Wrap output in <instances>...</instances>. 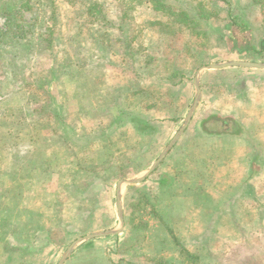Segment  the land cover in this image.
Returning a JSON list of instances; mask_svg holds the SVG:
<instances>
[{"label":"rangeland","instance_id":"374dc122","mask_svg":"<svg viewBox=\"0 0 264 264\" xmlns=\"http://www.w3.org/2000/svg\"><path fill=\"white\" fill-rule=\"evenodd\" d=\"M167 1L187 12L208 10L213 17L199 28L207 33L196 35L179 16L155 12L143 0H0V152L6 161H28L34 144L22 141L37 135L49 141L56 161L49 169L47 154L39 163L45 193L37 198L48 228L35 233L32 255L12 254L13 264H60L82 238L120 229L118 182L145 174L173 140L192 109L196 73L230 61L264 63V0ZM234 16L248 40L236 34ZM244 45L250 50L239 52ZM233 77L236 96L247 79L264 88V76ZM220 98L198 114L201 131L193 125L190 134L234 130L230 99L225 92ZM122 111L130 113L125 120ZM131 114L154 129L143 134ZM155 180L125 184L122 232L80 243L64 264H264V222L217 223L215 232L200 231L208 224L164 223L153 200ZM253 202L256 211L258 199ZM248 210L234 207L239 216ZM184 227L194 230L187 238ZM6 228L1 232L11 240ZM197 232L204 236L193 237ZM188 249L197 262L187 259Z\"/></svg>","mask_w":264,"mask_h":264},{"label":"crops","instance_id":"0c3cea01","mask_svg":"<svg viewBox=\"0 0 264 264\" xmlns=\"http://www.w3.org/2000/svg\"><path fill=\"white\" fill-rule=\"evenodd\" d=\"M202 68L193 79L196 95V80L199 83L201 98L192 120L158 168L143 182L156 179L155 191L158 194L153 200L157 207V214L162 217L164 223H197L203 226L208 224L205 230L200 227V231L213 232L216 231L217 223L261 224L264 222V213L260 211L264 207V93H262L264 88L260 87V83L256 84L255 82L252 86V81L247 79L246 87L242 84L244 87L236 96L237 89H235L233 76L235 73L244 74V71L248 75L255 73L264 76V70L243 67L219 70ZM235 70L238 72H229ZM254 70L255 72H252ZM228 75H231L232 80L224 81V77H229ZM222 92H225V95L230 99L231 107H233L227 106V111H229L227 115L229 118H233L234 130L217 135L190 134L189 131L193 125L196 131H201L199 124L195 126L196 117L200 112L208 113L209 102L220 104ZM235 101L241 104L237 109L234 106ZM243 108L247 110L240 111ZM218 109L225 110L222 107ZM163 119V121L171 123L167 117ZM216 120L221 121L220 119ZM149 125L154 129V123ZM184 125L185 123L172 138L173 140ZM169 127L165 126V134L171 130ZM169 139L170 142L164 151L173 142ZM48 142L37 135L22 141L23 144H34L31 148L33 155L28 161L23 159V156L16 161H6V153L0 152V158L4 156V162L0 161V233L2 234L0 235V264H13L12 261L18 259V257H12L15 251L32 255L35 251L28 247L33 245L35 233H39L40 229L48 228L44 215L42 216L44 202L41 200L39 203L40 200L37 198V194L40 196L45 193V190L42 189L45 179L43 180L40 175H42V158L50 154L52 150H50ZM23 153L25 151H22ZM51 157L50 154V158L46 159L50 160L49 169L56 165V161ZM35 159H39V161L36 162ZM31 161H34L33 165L30 164ZM156 162H153L151 167ZM37 172H39L38 175ZM51 173L58 175L60 171L55 170ZM253 179L258 180L252 181ZM121 181L118 182V189ZM50 183L52 180H49L47 185ZM256 198L258 199V210L255 211L253 201ZM240 203L249 209L248 213L244 212L242 216L236 215L234 211L235 205ZM223 208L226 209L221 210ZM253 210L254 214L258 213L253 215ZM209 224H215L212 226V230H210ZM169 227L172 228V226ZM4 228L7 232L9 231L11 240H5L1 232V229ZM183 230L184 238L189 237L188 232L194 231L189 227H184ZM203 233L200 232V235L198 233L193 237H203ZM178 237L183 238L180 235ZM22 244H28V246L22 247ZM189 251L193 255L196 254L192 250ZM24 254L21 255L24 256ZM5 255H7L6 258Z\"/></svg>","mask_w":264,"mask_h":264},{"label":"trees","instance_id":"16d2710c","mask_svg":"<svg viewBox=\"0 0 264 264\" xmlns=\"http://www.w3.org/2000/svg\"><path fill=\"white\" fill-rule=\"evenodd\" d=\"M143 3L150 4L155 12L164 13L165 15L179 16L177 17L179 19V22L182 23L184 26H186L188 29H191L195 34L197 33L196 35H201V34L205 35L207 33V32H200L199 28L203 25L202 24L203 21L208 23V21L213 17V14L208 15L207 13L208 10H204L202 7L196 8L194 12H187L185 10H181V9L179 10V8L174 7V5L168 2L167 0H143ZM237 17L238 16L231 17V20L233 21L234 26H236V30H237L236 34L240 33V35H244L243 39L248 40L249 36L246 33V31H248L247 27L243 24L239 25L240 23L236 21ZM243 20L242 22H245L246 24V20L245 19ZM211 29L215 33L216 32L218 33L220 31L219 28H215V27H211ZM237 50L239 52H242V51H249L250 49L248 46L244 45L243 47H239ZM175 79H177V72L173 71L170 75L169 80L171 83H174ZM122 113L124 115L121 117L123 118L121 120H125L126 114H130L126 111H122ZM131 117H133L134 119H131L130 123L135 124L136 127H140V130L141 132H143V134L148 133V131L152 129L151 125L147 124L144 119H138L139 117L136 118V116H134L133 114H131ZM185 255L187 259L189 258L190 260H193L194 262L198 261V258L190 254L189 252L185 253Z\"/></svg>","mask_w":264,"mask_h":264},{"label":"water","instance_id":"95a60500","mask_svg":"<svg viewBox=\"0 0 264 264\" xmlns=\"http://www.w3.org/2000/svg\"><path fill=\"white\" fill-rule=\"evenodd\" d=\"M232 67H243V68H252V69H258V70H264V63H254V62H248V61H230V62L219 63V64H211L209 66L203 67L202 69L219 70V69L232 68ZM196 88H197L196 99H195V102L193 104V107H192L191 111L189 112V114L187 116L185 125L182 127V129L180 130L178 135L175 137L173 142L170 144V146L162 153L161 157L157 160V162L145 174H143L142 176H140L138 178H135V179H132V180H128V181H121L119 183L118 197H119V219L121 221V228L118 229V230H112V231H107V232H99V233H96V234L94 233V234L88 235L85 238H82L79 242L74 243L70 247V249L65 254V256L62 259V261L60 262V264H64L66 262L68 257L73 253L75 248L80 243L85 242L87 240L94 239V238L113 236V235H116V234H120L122 232V230L124 229V224H125L124 217H123V212H122V203H121V200H122L121 195H122L123 186L125 184L136 185V184H139V183H142L143 181H145L147 179V177L149 175H151L158 168V166L161 164V162L163 161V159L165 158V156L167 155L169 150L177 142L179 137L185 132L187 126L189 125L190 121L192 120V117H193L194 113L196 112V109L198 107V104H199L200 98H201V89H200V86H199V83H198L197 80H196Z\"/></svg>","mask_w":264,"mask_h":264}]
</instances>
